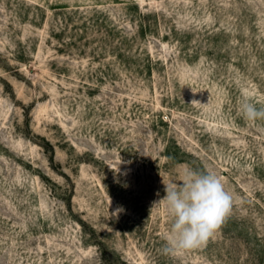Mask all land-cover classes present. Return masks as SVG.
Segmentation results:
<instances>
[{
  "label": "rangeland",
  "instance_id": "obj_1",
  "mask_svg": "<svg viewBox=\"0 0 264 264\" xmlns=\"http://www.w3.org/2000/svg\"><path fill=\"white\" fill-rule=\"evenodd\" d=\"M245 101L264 106V0H0V264H264ZM188 169L232 209L165 252L153 206Z\"/></svg>",
  "mask_w": 264,
  "mask_h": 264
},
{
  "label": "clouds",
  "instance_id": "obj_2",
  "mask_svg": "<svg viewBox=\"0 0 264 264\" xmlns=\"http://www.w3.org/2000/svg\"><path fill=\"white\" fill-rule=\"evenodd\" d=\"M241 113L248 122L264 120V106L257 108L251 101L242 103ZM165 192L153 207L163 203L173 219L164 249L170 253L203 246L229 216L234 199L221 177L191 169L185 172L182 183L166 185ZM121 211L118 207L113 215Z\"/></svg>",
  "mask_w": 264,
  "mask_h": 264
}]
</instances>
